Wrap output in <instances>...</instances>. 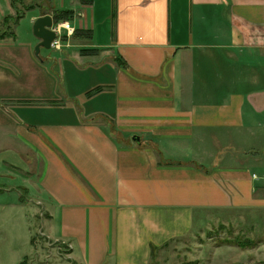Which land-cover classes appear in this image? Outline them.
Masks as SVG:
<instances>
[{
	"label": "crops",
	"instance_id": "1",
	"mask_svg": "<svg viewBox=\"0 0 264 264\" xmlns=\"http://www.w3.org/2000/svg\"><path fill=\"white\" fill-rule=\"evenodd\" d=\"M71 11L91 38L65 37L54 56H36V37L0 38V168L27 165L24 187L5 192L25 191L32 217L41 209L47 240L31 236V249L56 245L69 264H153L207 216L227 225L222 216L264 211V0H83ZM25 257L14 264L38 258Z\"/></svg>",
	"mask_w": 264,
	"mask_h": 264
},
{
	"label": "rangeland",
	"instance_id": "2",
	"mask_svg": "<svg viewBox=\"0 0 264 264\" xmlns=\"http://www.w3.org/2000/svg\"><path fill=\"white\" fill-rule=\"evenodd\" d=\"M14 5L16 8L12 6L11 0H0V35L16 33L20 40L24 41L35 37L30 23L33 12L41 14H52L54 10L79 12L82 10L83 0H15ZM10 15L12 19L8 17ZM19 16L25 17L16 22ZM47 52L53 56L57 54L52 48L44 50L42 54ZM18 162L20 168L17 169L18 172L10 171L7 167L0 168V228L4 234L0 232V242L4 241L0 244V250L1 255H4V264H14L13 259L23 262L26 260L25 256H29L30 259L39 258L28 264H69V261L62 259L63 256L59 254L61 252L56 245L47 249L46 245L39 244L38 248L32 246L31 249L27 244L31 236L40 242L47 239L43 237L45 233L41 209L38 210L39 207L33 204L36 215L32 217V213L27 214L31 208L26 206L30 200L29 195L25 191L18 192L19 195L5 192V189L11 186V182L15 186L24 187L23 174L27 170V165L22 160ZM21 203L23 206L9 207L10 204ZM226 218L232 219L227 225L217 222L213 216H207L205 222L199 221L196 223V226H199L198 230L190 237L162 249L154 257L153 264H264V211L242 213L241 216L226 215L221 219ZM29 227L33 228L31 232Z\"/></svg>",
	"mask_w": 264,
	"mask_h": 264
},
{
	"label": "water",
	"instance_id": "3",
	"mask_svg": "<svg viewBox=\"0 0 264 264\" xmlns=\"http://www.w3.org/2000/svg\"><path fill=\"white\" fill-rule=\"evenodd\" d=\"M54 25V19L49 16L39 17L33 25L34 35L40 40V43L35 48L36 56H39L41 48L51 49L53 41L56 39V35L52 30ZM133 141L140 142L139 137H134Z\"/></svg>",
	"mask_w": 264,
	"mask_h": 264
},
{
	"label": "trees",
	"instance_id": "4",
	"mask_svg": "<svg viewBox=\"0 0 264 264\" xmlns=\"http://www.w3.org/2000/svg\"><path fill=\"white\" fill-rule=\"evenodd\" d=\"M14 1L15 0H11V3H12V6L14 8H16V6L14 5ZM74 15H75V13L71 10H55L52 12L54 23H56V24L60 23V22H71L74 19ZM20 18H22V17L19 16V18L16 20V22ZM7 20H9V18ZM6 21H5V23H6ZM14 36H15L14 33H9V34L4 33V35H0V38L14 37ZM73 37L74 38L75 37L76 38H78V37L91 38V33L89 31L75 30ZM82 53L94 54V53H96V50H84V51H82ZM118 63L122 68H125V69L128 68V65L124 61H122V59H119Z\"/></svg>",
	"mask_w": 264,
	"mask_h": 264
},
{
	"label": "built area",
	"instance_id": "5",
	"mask_svg": "<svg viewBox=\"0 0 264 264\" xmlns=\"http://www.w3.org/2000/svg\"><path fill=\"white\" fill-rule=\"evenodd\" d=\"M64 23L67 24L66 27L62 28L59 32H54L55 35H56V39L55 40H59L60 41L61 47L59 49H56L55 47H52L53 49L60 50L62 48V45H63V39L65 37H67V38L72 37L74 35L75 29L72 27V25L69 22H60V23H57V24L54 23V25L52 27V30L54 31L58 24H64ZM55 40L53 41V43L55 42Z\"/></svg>",
	"mask_w": 264,
	"mask_h": 264
},
{
	"label": "clouds",
	"instance_id": "6",
	"mask_svg": "<svg viewBox=\"0 0 264 264\" xmlns=\"http://www.w3.org/2000/svg\"><path fill=\"white\" fill-rule=\"evenodd\" d=\"M67 24L64 23V24H58L56 26V29L54 30V32H59L62 28L66 27ZM51 47H55L56 49H59L61 47L60 45V41L59 40H55V42L52 44Z\"/></svg>",
	"mask_w": 264,
	"mask_h": 264
}]
</instances>
